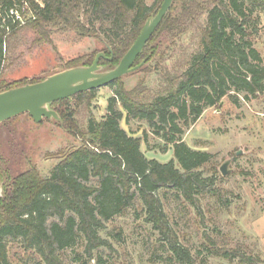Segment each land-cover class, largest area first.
Segmentation results:
<instances>
[{"label": "trees", "instance_id": "1", "mask_svg": "<svg viewBox=\"0 0 264 264\" xmlns=\"http://www.w3.org/2000/svg\"><path fill=\"white\" fill-rule=\"evenodd\" d=\"M146 1L29 0L34 19L16 26L10 11H22L25 1L0 0V77L10 36L26 27L39 43L49 40L52 30L95 39L112 58L101 59L100 65L114 69L164 0L151 7ZM262 12L264 0H175L136 61V65L163 61L167 51L172 48L175 53L177 42L188 35V46H179L178 69L166 72L157 89L140 82L127 91L123 78L117 80L108 86L113 95L107 115L101 120L89 116L85 129L75 118V106H90L97 90L54 103L60 106L59 127L81 146L65 154L47 177L30 169L6 183L0 199V264H13V244L30 256L26 264H67V252L80 244L89 260L100 264L96 253L112 249L102 234L109 223L128 213L156 234L161 250L167 252L160 258L162 264H208L210 257L257 264L254 256L238 247L226 249L208 234L200 253L206 257L198 262L182 243L166 208L176 204L202 215L205 198L222 200L216 174L205 170L216 156L190 148L184 135L223 100L240 107L263 95V58L251 40ZM99 53L70 60L66 69L91 66ZM159 68L161 63L155 70ZM20 85L0 83V93ZM132 121L145 122L164 143L163 152L173 151V159L166 164L148 160L142 150L147 134L142 139L122 126Z\"/></svg>", "mask_w": 264, "mask_h": 264}, {"label": "rangeland", "instance_id": "2", "mask_svg": "<svg viewBox=\"0 0 264 264\" xmlns=\"http://www.w3.org/2000/svg\"><path fill=\"white\" fill-rule=\"evenodd\" d=\"M24 1L29 3V0ZM155 2L146 1L149 7ZM21 13L27 24L30 14L24 8ZM258 16L259 25L251 40L264 63V12ZM50 32V39L44 43L37 41L29 27L18 29L10 36L1 84H23L18 86L22 87L42 82L67 70L70 60L89 56L95 51L101 53L105 48L95 39H81L75 33ZM190 41L188 35L184 36L177 42L175 53L171 48L163 61L145 63L137 72L123 77L126 90H134L140 82L150 90L157 89L166 72L174 74L178 69L182 52L179 46L186 47ZM159 63L161 68L155 70ZM112 95L108 87L102 88L90 106L86 103L75 106V118L82 129H85L89 116L101 120L107 115ZM50 109L56 111L60 106L52 104ZM59 126L55 120L44 119L36 123L28 114L0 125V199L8 181L30 169H36L41 176L47 177L65 154L81 146L80 141ZM122 126L142 139L147 134L148 141L143 143L142 150L148 160L166 164L173 159V151L163 152L164 143L152 135L145 122L132 121L128 125L123 122ZM184 141L196 151L216 156L213 165L205 170L208 175L216 174V186L223 201L205 198L202 215L176 204L166 208L182 243L199 262L206 257V253H200L204 252V234H208L219 238V244L224 248L238 247L241 252L254 256L257 264H264V93L258 99L243 102L240 107L223 100L221 105L208 109L187 130ZM224 166L226 176L221 173ZM226 201L229 206H226ZM120 232L122 235L118 237ZM102 237L109 241L112 249L96 253L102 258L100 264H162L160 258L167 254L161 250L156 234L143 221H138L134 213L114 219ZM10 258L13 264L30 262V256L17 244L11 245ZM66 258L67 264H97L96 260H89L82 244L69 250ZM207 259L208 264H240L223 258Z\"/></svg>", "mask_w": 264, "mask_h": 264}, {"label": "water", "instance_id": "3", "mask_svg": "<svg viewBox=\"0 0 264 264\" xmlns=\"http://www.w3.org/2000/svg\"><path fill=\"white\" fill-rule=\"evenodd\" d=\"M174 1H163L158 13L146 22L136 42L114 69L105 70L100 65L101 59L112 61V58H107L106 54L101 52L97 54L91 66L70 68L42 82L1 92L0 125L23 114H28L36 123L47 119L62 124L58 113L50 109L52 104L62 100H72L80 93L106 88L117 80L140 70L146 60L140 65H136V61ZM221 173L223 176L227 175L226 166L222 167Z\"/></svg>", "mask_w": 264, "mask_h": 264}, {"label": "built area", "instance_id": "4", "mask_svg": "<svg viewBox=\"0 0 264 264\" xmlns=\"http://www.w3.org/2000/svg\"><path fill=\"white\" fill-rule=\"evenodd\" d=\"M22 8L26 9L28 11V13L30 14L31 17H30L29 20L34 19V14L31 11V8L29 7L27 2L24 3V6ZM10 16L12 18H14L13 22L16 24V26L18 24H20V25H25L26 24V21L24 20V15L18 9H12L10 11Z\"/></svg>", "mask_w": 264, "mask_h": 264}]
</instances>
